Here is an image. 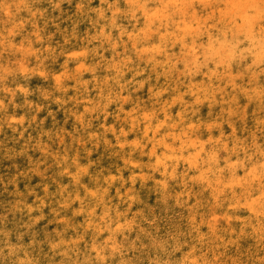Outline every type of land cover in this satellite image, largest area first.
I'll use <instances>...</instances> for the list:
<instances>
[{"label":"bare ground","instance_id":"obj_1","mask_svg":"<svg viewBox=\"0 0 264 264\" xmlns=\"http://www.w3.org/2000/svg\"><path fill=\"white\" fill-rule=\"evenodd\" d=\"M24 1L16 0L15 3L16 5L18 4L21 10L25 11L29 15L26 23L28 24L27 26L30 28V31L34 32V42L36 45L43 43L45 50L40 55L35 54V56H29V47L28 44L25 43V36H23V33H20V30L16 25L15 31L19 33V41L13 46L5 45L9 48H14L19 57V59L14 58L13 60L12 76L19 78L22 75L25 76L27 73L36 72L38 77H44V62L48 59L51 60L54 69L51 72H48L47 80L48 85L49 82H51V86L49 85V88L52 92L49 94L46 90H44L45 92L43 94L45 95V98L67 107L66 114L70 119L75 120L74 123H76V126L80 125L83 128V132L86 135H89L90 137H97V135L101 133L100 130H102L110 133V141H112L111 136L115 139L118 143L116 145L117 149H122L123 154L122 152L116 154L112 169L97 171L94 176L96 177L95 180L97 186L102 189L100 176H108L113 180L116 179L122 182L121 187H123L124 190L122 188H117L116 193L118 190L119 192H123L119 196L120 200L123 201V199H125L129 202L127 217L136 218L140 213H142L143 208L149 206L146 205L149 203L141 202L142 200L140 199V195L147 193L149 189L150 191L153 189L156 194L165 198V200L173 198V200L178 199L182 202H187L188 196L192 202V204H188L189 208L187 210V214L181 220L172 225L174 233L170 235L171 237L166 236L165 240L160 242V244L156 247L150 245L148 249H145L144 246L146 243L143 241H146L145 238L148 237L145 232V228L142 225H139L140 223L138 221L130 222L131 227L124 228L125 232L120 235L118 234L116 239L123 249V244H130L132 245V248L136 250L132 251V253L128 256L123 255L124 251L114 255H110L106 252L105 255L107 259L105 264H163L165 260H168L169 264H171V261L173 260L182 259L183 255L193 246H196L199 250L197 255H199L200 252H207L206 259L208 260L221 257L223 254L221 259L218 258L217 264H237L235 262L236 256L240 253L246 254L251 252V254H254L255 252H263L264 238H261L259 233L253 232L252 227L246 226L243 223V221L250 216V213L246 209H229L228 202L232 198V191L226 189L219 196L214 195L212 189L209 188L203 180L198 178L199 173L196 169H193L188 165L190 169L187 168V170L193 175L192 181H189L188 174L185 173L186 164L184 163L178 165V172L176 176H181L183 180L187 182L186 185H188V188L183 187L186 191L182 192L180 190L181 188L170 187L168 185L165 188L163 184L157 182L164 181L165 177L160 176L158 172H153L149 167V165L155 163V157L148 154L149 150L151 151L152 145L149 144L143 149V151H141L140 148L131 144L132 140L128 139L129 136L121 135V132H124L121 128L131 127L136 132L135 137L138 135L137 139L132 138L134 141H140L141 143L147 142L144 138V129L146 124L141 123L138 126H133L131 122L125 119V114L133 111V109H136L137 114L141 116L150 114L151 112H156L157 117L152 122L153 126H155L158 122H160L159 119L162 121L164 120V114L160 111V109L164 106L165 102L171 103L175 100L179 92L187 91L186 86L181 85V89L177 92L178 94L172 97L163 98L162 95L159 97L156 96V92L160 89H168L176 85L174 83L175 77H173L172 81L166 82L165 78L160 75L163 71L162 68L156 66L154 69L151 64L147 63L144 55H137V52L143 53V49L145 47H151L158 43V37L153 36L148 42L137 43L134 47L133 42L129 40L127 35L123 37L120 36L119 29L121 27L129 33H134L142 29L144 27V20L142 18L137 21H133L118 15L116 19L117 27H111L112 11L108 10V5L116 4L117 8L123 10L127 6L126 0H74L72 4L74 14H65L64 18L68 21V24H71L74 20L79 22V24L81 23L83 25V29L80 34H74V30L72 29L71 31L58 32V30H56L57 28H55L54 33L52 32L47 39L42 38L43 31L41 24L47 23L46 18L51 12V3L49 0H39V3H35L31 11H26L27 5L26 3L24 4ZM10 9L11 7L7 9L8 14ZM100 11H104L103 17L100 16ZM9 17L10 14L7 15V18ZM27 26L24 27L27 28ZM51 31H53V29H51ZM102 32L104 35H108L110 33L112 38L111 41H104L103 36L101 35ZM94 37H97L96 40L100 42L99 48L94 47L95 44L92 42ZM119 37H121V39H118ZM55 40L56 45L54 44ZM121 41H123V43H121ZM112 43H115L116 47L120 46L122 49V53L117 54L121 56L118 61H113L112 56L109 55L110 51L113 49ZM58 49L61 50V53ZM128 50L132 51V59H128L130 63H128L126 68L122 69L124 74L118 75L112 67V64H116L121 60L127 59L124 57ZM178 50V47L173 49V51ZM101 57H103V59H101ZM160 59L163 58L160 57ZM33 60L36 65L39 64V67L35 68V70L32 66ZM82 65L84 68H92L94 71H83L81 70ZM7 70H9V68ZM78 70L80 71L78 72ZM5 73L6 71L3 72V74ZM82 73L86 74V78H81L80 74ZM0 78L4 77L1 76ZM200 79L201 77H197L196 81L198 82ZM262 80L264 81V78ZM6 87V83L0 85V127H2L3 122L8 118V114L5 113L6 108L2 102V95L6 92ZM12 88L17 93L22 92V89H24L21 84L12 86ZM143 93L144 96H142ZM227 93L228 94L223 97L221 95L216 96L217 101L219 100L216 104L220 102L222 103V107L219 111H217L215 105H207L204 103L199 106L200 111L195 113L194 119L190 121L191 123L201 125L199 135L205 131L217 129L222 130L223 126H220L219 128H209V122L208 124H203L201 121H198V118L203 112H207L208 115L210 114L213 117H220V119L228 116L233 104L228 103L227 99H231L230 97L234 96L236 92L232 89H228ZM240 93H242V91ZM117 94L119 96L117 99L118 102L127 101L129 103L113 113L115 116L113 119H110V125L108 122L109 119L102 122L103 124L94 122L95 126H97L98 133L86 132L89 129V125L86 123L89 121L84 120V111H86L88 107H93V110H96L97 113V108L95 109V107H97L100 103V98L105 103H108L109 97H116ZM140 96L145 97L148 103H141L142 101L139 100ZM184 99L191 102L192 97L185 96ZM135 101L140 103V105L136 104ZM115 104H117L116 101L108 105H110L112 110H114ZM31 106V104H26L24 107L31 108ZM20 107L22 108V106H19V108ZM142 110L145 112L143 111V113ZM180 110L181 105L177 103L173 104L172 107L168 109V112L175 119L179 116ZM61 114L65 113L63 112ZM24 123L25 121L22 119L15 120L14 123L10 125L14 127H23ZM108 126H110V129ZM115 126H122L119 128L121 130L119 131V134L114 131ZM231 130L232 136H237L234 134L235 129ZM166 131L167 129L161 130V132L157 134V138H160V136H162ZM54 135L52 136L60 138V146H67L68 143L65 141L69 140L67 138L69 136L68 134H65L63 130H60L59 132H55ZM148 135L152 136L153 133L149 132ZM48 136L50 140L51 134ZM98 138H101V136ZM234 138L237 146H243L241 152L244 157L250 156L256 148H259L260 151H264V142L259 144V141L246 142L240 141L237 137ZM100 140L104 141L102 146L109 143L107 139L102 138ZM161 151H163V149H157V153H160ZM35 153H38L46 160L55 161L58 150L54 151L52 146L49 147L45 144L42 148L40 147L39 150L27 154L26 161L29 165H32V157ZM227 157H229V154H226L225 157L223 156V158ZM6 158L8 159V157ZM223 158L220 157V167H224V162H222ZM136 160L137 164L134 163ZM140 160H142L141 165H139ZM259 162H261V158L257 155L253 158L251 163H248V169L251 168L254 163ZM59 164L61 166L60 170L63 173L68 174L67 176L69 179L77 181L78 178H82L83 173L76 158L73 159L72 162L67 161V159L62 160ZM144 164L147 165L144 166ZM40 168V166H37V172L42 171ZM77 168L81 171L78 172V170H75ZM248 169L246 166L244 169H240V174L237 171V176H243ZM73 170L75 174L72 172L70 174L69 172ZM108 173H110V175ZM129 175L131 176L130 178ZM143 177L151 178L144 179ZM112 179L111 181H113ZM101 181L103 184H106L107 187L113 186V182H110L108 179H101ZM85 183L86 182L83 179L80 181L78 186H83L85 191H89L90 189ZM256 187L257 185L254 184L253 188ZM129 189H131L130 192ZM236 189H239V191L235 190V195L239 196L241 189ZM190 191L193 193L201 192V194H203L206 198L208 197L206 206L197 205L193 194H189ZM205 194H207V196ZM45 195L49 197L50 201H52L59 195V192H48ZM129 196L134 197L135 199L130 200ZM196 198H198V196H196ZM92 199L94 202L93 206L91 200H81L78 198L76 193H73V197L69 201L61 202L63 213L60 215L63 217L60 216L61 218L58 219V222L60 221L64 225L62 226L64 236H58L54 232V229L51 228L47 233H45V237L41 240L38 239L36 233L32 232V238L29 243H25L24 236L19 233H9L4 231L0 233V250H2V254H0V264H18L20 260L26 261V264H97L99 261L95 258V254L91 252V248L93 245H100L93 242L94 240L87 242L85 241V237L75 235L76 231L82 228L88 229L91 226H93V232L97 231V226L93 225V221L91 219L85 221V209L91 210V208L99 205L105 209L106 204L104 205L103 201H96L94 197ZM16 205H18L19 208H27L28 204L24 205L16 203ZM28 210H30V208H28ZM125 212H120L118 214H109L106 212L107 216H105V214L104 216L102 215V220H104L102 224L108 227L115 223H120L124 218H127L125 216ZM225 216L229 217V219H224ZM214 217L218 218L215 221V234H213L212 229L208 226ZM36 225L42 226L41 218L36 220ZM117 225L118 224L114 225L115 228H117ZM196 226H199L198 230H194ZM183 227H185L184 232H180ZM99 232L100 231H98V233ZM201 237H203L202 240L200 239ZM79 245H83L81 249L85 250L84 252L91 254L89 259H80V256L83 255L81 254L82 250L78 248ZM176 245L181 246V251L174 253L173 255H168V253H170L172 248ZM227 247H233L235 255H231L229 257L224 256ZM143 250L146 252L143 253ZM47 251H49L51 255L50 259H45ZM135 253H137L136 255L140 257L139 259H141L138 262L134 259ZM113 256H115V258H112ZM108 257L110 258L108 259ZM109 261H111V263Z\"/></svg>","mask_w":264,"mask_h":264},{"label":"rangeland","instance_id":"obj_2","mask_svg":"<svg viewBox=\"0 0 264 264\" xmlns=\"http://www.w3.org/2000/svg\"><path fill=\"white\" fill-rule=\"evenodd\" d=\"M38 1L39 0H25L24 4L26 3L27 5L26 11H31L35 3H39ZM73 1L74 0H49L51 3V12L46 18L47 23L41 24L43 39H47L52 32L54 33L55 28H57L56 30H58V32L71 31L72 29L74 30V34H80L83 29V25L76 22V20H74L71 24H68V21L64 18L65 14H74L72 8ZM5 2L11 5V13L9 12L10 17L7 18V15H9L7 10H0V77H4L0 78V85L3 83L7 84L6 92L2 95V102L6 108L5 113L8 114L7 120H5L2 127H0V233L3 231L9 233H19L24 236L25 243H29L33 233L37 234L38 239H43L45 237V233H47L51 228L54 229V232L58 236H64L62 228L64 225L60 221L58 222V219L63 217L60 215L63 213L61 202L69 201L73 197V193H76L78 198L81 200L92 201V198L94 197L98 202L103 201L104 205L106 204V208L103 209L99 205L91 208V210L85 209L86 212L84 215L85 221L91 219L93 221V225H99V228L103 231L98 233L97 229L96 232H93V226H91L88 229L82 228L76 231L75 235L85 237V241L87 242L94 240L93 242L98 245H103L104 241L112 235V229H116L114 226L115 224L126 225V223L138 221L140 223L139 225H142L145 228V232L148 235V237L145 238L146 241H143L146 243L144 248L148 249L150 245L154 247L158 246L160 242L165 240L166 236L171 237L170 235L174 233L172 225L181 220L187 214V210L189 208L188 204H192L190 198L187 196V202H182L178 199L173 200V198L165 200V198L156 194L153 189L152 191L149 189L147 193L140 195V199L142 200L141 202L149 203L146 204L149 206L143 208L142 213L134 218L129 216L127 217L129 202L125 199L121 201L119 198L123 192H119L118 190L116 193L117 188H122L124 190V188L121 187V181L116 179L113 180L108 176H100L102 189L97 186L95 180L96 177H94L97 171L112 169L116 154L119 152H122L123 154V150L117 149L116 145L118 143L112 138V136V141H110V133H107L106 131L99 129L102 134L99 133L97 137H90L89 135H86L83 132V128L80 125L76 126V123H74L75 120L70 119L66 114L67 107L45 98V95L43 94L45 92L44 90H46L49 94L52 92L49 88V85L51 86V82H49L48 85L47 80L48 72H51L54 69L51 60L48 59L44 62V77H38L36 72L27 73L25 76L22 75L19 78L12 76L13 60L14 58L19 59V57L14 48H9L5 45L13 46L19 41V33L15 31L16 25L19 28L20 33H23V36H25V43L28 44L29 47V56L42 54L45 47L43 43L39 45L35 44L34 32L30 31V28L26 23L29 15L25 11L21 10L18 4L16 5V0H0V4ZM24 26H27V28ZM51 29H53V31H51ZM118 39H121V37ZM92 42H94L95 48L100 47V42L98 40L93 39ZM54 44L56 45V40ZM59 52L61 53V50H59ZM118 53H122L120 46L115 47V49L113 48L112 51H110L109 55L112 56L113 61H118L120 59L121 56L117 55ZM131 53L132 51L128 50L127 53H125L124 58L129 60L132 59ZM32 64L34 70L39 67V64L36 65L34 60L32 61ZM8 68L9 70H7ZM5 71L6 73L3 74ZM80 76L82 79L86 78L85 73L80 74ZM263 78L264 76L257 77L254 87L258 89L264 88ZM247 80L248 77H245L243 81H237V83L247 87ZM18 84H21L24 88L20 93L15 92L12 88V86ZM180 89L181 86L177 90V85H174L168 88L166 92H163L162 96L163 98L172 97L178 94L177 92ZM161 90L162 89L159 91ZM235 92V95L230 97L231 99H227L228 103L233 104V107L230 109L231 113L229 112L228 116L220 119V117H213L210 114L208 115L207 112H203L200 117L198 116V121H201L203 124H208L209 122V125L216 123L223 126L222 130L217 129L205 131L201 133L200 136L202 139L220 138L229 151L235 148L236 154L227 158H223V156L225 157L226 154H229L228 151L221 150L219 153L221 158L228 159L230 162L238 159L243 160L245 158L241 152L243 146H237L234 137H237L240 141H259V144L264 142V96H260L258 98L253 97L250 100L243 91L242 93H240L241 91ZM142 96H144V93ZM142 96H140L139 99L142 101L141 103H148L146 98ZM233 97H235L236 102L232 101ZM115 101L117 104L114 105V110H112L110 105L105 108L104 105L107 103L102 101L100 98V103L97 107H95V109L97 108V113L96 110H93V107H88L86 111H84V120L89 121L86 123L89 125V129H86V132L98 133L97 126H95L94 122L102 123L109 119L108 122L110 125V119H113L115 116L113 113L129 103L127 101L118 102L117 99H113V102ZM135 103L140 105V103L136 101ZM26 104H31V108L24 107ZM205 104L215 105L217 111H219L222 107L221 102L218 104H209L208 102H205ZM19 106H22V108H19ZM260 107L263 108L261 109ZM143 111L144 110H142V112ZM63 112L65 114H61ZM194 117L195 115H191L190 121L193 120ZM22 119L25 121L23 127H14L10 125L13 124L15 120ZM159 121L162 120L159 119ZM121 127L122 126H115L114 131L119 134V131L123 130L127 136H129L128 139L132 141H134L133 139H137L138 135L135 137L136 132L133 128ZM108 128L110 129V126H108ZM119 128H121V130ZM231 129H235L234 134L237 136H232ZM60 130H63L65 134L69 135L67 137L69 140L65 141L68 143L66 147L60 146V138L54 137L55 132H59ZM49 134H51L50 140L48 136ZM99 135L101 138H98L100 137ZM102 138L107 139L109 143L102 146V143H104V141L100 140ZM132 141L131 144H133ZM45 144L49 147L52 146L54 151L58 150L55 161L46 160L38 153H35L32 157V165H29L26 161L27 154L39 150V148H42ZM208 148L210 149L211 145H208ZM159 154L160 153H157V155ZM6 157H8V159ZM75 158L78 161L83 173L82 178H78L77 181L69 179L67 176L68 174L63 173L60 170L61 166L59 164L62 160L67 159V161L72 162ZM223 159L222 162H224ZM134 163L137 164V160L134 161ZM141 164L142 160L139 161V165ZM145 165L147 164H144V166ZM37 166L41 167V172H37ZM84 166L87 167L85 168ZM245 166L248 169V163H246ZM187 168L190 169L188 165L185 166V169ZM75 170H78V172L81 171L78 168ZM239 170L240 169L237 171L240 174ZM71 172L75 174L74 170L69 173L71 174ZM108 174L110 175V173ZM187 174L189 181H192L193 175L188 170ZM130 177L131 176L129 175V178ZM83 179L86 182L85 184L90 189L89 191H85L83 186H78L80 181ZM101 179L110 180V182H113V186L107 187L106 184H103ZM111 179L113 181H111ZM186 184L187 182H185L181 176H176L173 180H167L168 186L181 188L180 190L182 192L186 191L183 187L188 188V185ZM235 190L239 191V189ZM54 191H58L59 195L54 200L50 201L49 197L45 194ZM189 194H193L197 205L206 206L208 197L206 198L203 194H201V192L193 193L190 191ZM255 194L258 193L254 192L253 195ZM205 195L207 196V194ZM196 196H198V198H196ZM16 203L28 205L27 208H19ZM93 203L94 202L92 201V206ZM28 208H30V210H28ZM106 212L109 214L125 212V216L127 218H124L120 223L108 226V228L102 224L104 221L102 220V217ZM39 218L42 219V226L36 225V220ZM184 228L185 227L181 228L180 232H184ZM123 232H125V229L118 232L116 237H118V234L120 235ZM82 246L79 245L78 248L81 249ZM123 246L124 249H127V251H124L123 254L126 256L136 250L133 249L130 244H123ZM84 251L85 250L81 251V254L83 255L80 256L81 260L89 259L91 257V254ZM145 252L146 251L143 250V253ZM136 254L137 253H135L134 259L138 262L141 259H139L140 257ZM231 255H235L234 248L227 247L224 256L229 257ZM222 256L218 258L221 259ZM50 257L51 255L49 251H47L45 259H50ZM109 258L110 257H108V259ZM112 258H115V256ZM262 259H264V251L261 253L255 252L254 254L249 252L246 254H238L235 262L237 264H259V261ZM109 262L111 263V261ZM97 264H100V262Z\"/></svg>","mask_w":264,"mask_h":264},{"label":"clouds","instance_id":"obj_3","mask_svg":"<svg viewBox=\"0 0 264 264\" xmlns=\"http://www.w3.org/2000/svg\"><path fill=\"white\" fill-rule=\"evenodd\" d=\"M126 5L123 10L117 8L116 4L108 5V10L112 11L111 27H117L118 15L133 21L142 18V29L129 33L121 27L120 36L127 35L134 47L137 43L148 42L153 36L158 37V43L145 47L143 53L137 52V55H144L147 63L154 69L156 66L164 69L160 75L166 82L175 77L177 90L181 85L187 88V91L179 92L171 103L165 102L160 109L164 120L155 126L152 122L157 117L156 112L141 116L133 109L125 114V119L133 126L146 124L144 138L147 142L133 141L134 146L143 151L149 144L152 145L148 154L155 157V163L149 167L153 172L165 177L164 181H157L165 188L168 179L176 178L178 165L184 163L196 169L198 178L212 189L214 195L219 196L226 189L232 191V198L228 202L229 209H246L250 216L243 223L264 238V151L256 148L250 156L235 162L224 159V167H220V151H228L229 156H232L236 154V149L229 151L221 139H202L199 135L201 125L190 122L191 115L200 111V105L205 102L215 104L216 96L227 95L228 89L234 92L243 91L250 100L264 96V88L254 87L257 77L264 76V0H126ZM10 7L6 2L0 4V9L5 11ZM100 16H104V11H100ZM101 35L104 41L112 39L110 33L104 35L102 32ZM112 47L115 49L116 44L112 43ZM177 47L179 50L173 51ZM128 63L130 61L124 59L112 64V67L118 75H123L122 69L126 68ZM81 70L94 71L92 68H84L83 65ZM197 77H201L198 82ZM245 77H248L247 87L237 83ZM166 91L167 88H164L156 92V96L159 97ZM185 96L192 97L191 102L186 101ZM118 98V94L116 97H109L104 107ZM232 101L235 102V97ZM177 103L181 105V110L179 116L174 119L168 109ZM208 127L219 128L220 125ZM163 129L167 131L157 138V134ZM149 132L153 135L149 136ZM121 135L127 134L121 132ZM208 145H211L210 149ZM157 149L163 151L157 155ZM257 155L261 162L254 163L243 176H237V170L244 169L246 163H251ZM254 184L257 185L256 188H253ZM236 188L241 189L239 196L235 195ZM254 192L258 194L253 195ZM129 199L135 198L129 196ZM216 219L218 218L214 217L208 225L213 234ZM224 219L229 217L225 216ZM130 227V223L118 224L103 245L92 246L91 252L100 264H105L106 252L114 255L127 251L118 243L116 234ZM198 228L199 226H196L194 230ZM97 229L103 231L99 225ZM180 251L181 246L176 245L168 255ZM198 251L197 247L193 246L182 259L173 260L171 264H217L218 258L208 260L207 252L197 255ZM18 264H26V261L20 260ZM163 264H169V261L165 260ZM259 264H264V259L260 260Z\"/></svg>","mask_w":264,"mask_h":264}]
</instances>
